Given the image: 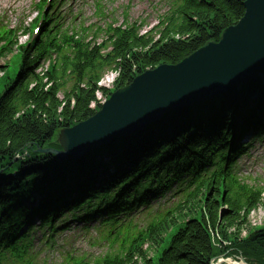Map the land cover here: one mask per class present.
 <instances>
[{
    "label": "trees",
    "instance_id": "trees-1",
    "mask_svg": "<svg viewBox=\"0 0 264 264\" xmlns=\"http://www.w3.org/2000/svg\"><path fill=\"white\" fill-rule=\"evenodd\" d=\"M243 2L169 0L168 10L146 33H141L144 23L108 26L103 40L108 42L106 45L91 46L71 38L66 41L68 53H63L61 46L50 44V38L46 42L36 41L33 47L17 46L18 75H12L0 64V221L9 222L14 215L22 214L19 206L25 193L36 191L42 194L41 198L56 194L65 175L89 166L99 168L96 157L105 153L111 160L121 158L130 163L136 160L132 156L150 158L152 154L156 163L173 155L170 162L179 166L189 156L197 161L207 152V149L198 151V142L215 138L212 129L219 135L230 127L231 110L236 109L244 94L258 90L255 108L260 109L264 70L262 78L244 84L239 95L233 86L226 95L206 103L209 105L206 114L197 111L201 105L184 108L141 133L92 151L80 161L68 159L65 164L54 165L52 156L36 152L60 149L56 142L58 132L89 119L99 110L101 101L97 97L107 99L110 94L99 85L105 72L115 73L112 87L118 89L160 64L180 63L205 43L217 42L225 29L236 26L244 14ZM47 47L60 58L40 75L37 70ZM14 49L11 45L0 57L7 58ZM217 118L223 119L215 123ZM191 120H196L199 126L191 129ZM245 125L241 121L240 126ZM149 135L159 139L150 140ZM144 146L152 148V152L139 153ZM47 163L53 165L47 167ZM15 169L19 171L16 179L11 175ZM32 176L35 179L25 184V178ZM114 178L115 175L110 176L109 180ZM236 180L228 172L208 178L174 213L140 231L126 248L106 254L93 264H209L211 259L226 254L241 255L250 264H264V224L257 230L248 222L256 208L264 212V195L261 189ZM147 247H151L152 256L148 255Z\"/></svg>",
    "mask_w": 264,
    "mask_h": 264
},
{
    "label": "water",
    "instance_id": "water-1",
    "mask_svg": "<svg viewBox=\"0 0 264 264\" xmlns=\"http://www.w3.org/2000/svg\"><path fill=\"white\" fill-rule=\"evenodd\" d=\"M244 15L176 65L161 64L116 90L86 121L63 129L56 153L81 158L91 149L158 121L164 114L210 100L264 68V0H245ZM50 153V151H48ZM55 154V152H54Z\"/></svg>",
    "mask_w": 264,
    "mask_h": 264
},
{
    "label": "rangeland",
    "instance_id": "rangeland-1",
    "mask_svg": "<svg viewBox=\"0 0 264 264\" xmlns=\"http://www.w3.org/2000/svg\"><path fill=\"white\" fill-rule=\"evenodd\" d=\"M93 1H97L98 3H100V6L103 7L106 12L112 14L117 22L121 21L125 11L127 12L128 17L131 18L130 20L138 19L145 21L148 27H145L143 29V32L147 31L149 27H153L156 24L157 16L159 14H162L166 9L164 3L161 0H82V3H80L81 0H79V2H76V5H80L79 8L81 10V14L85 16L87 22H89L92 17L91 15L93 12ZM36 2V0H21V3L18 4V6L6 20V23L9 24L8 27L13 26L15 29L22 24V26H20L18 28V31L16 32V37H18L20 43H24L27 40V34L25 33L28 26L36 16V9L34 8ZM19 18L21 19L19 20ZM6 60L7 58L0 60V64L3 65L2 63L6 62ZM19 61V56H15L11 59L9 64L13 69H15L19 64ZM113 78L114 75H112L110 72H106L103 80L99 83V85L106 89H109L112 87ZM97 98L99 99V101H101V103H103V97L99 95ZM262 141L263 142L261 144H257L255 146L251 156L244 157L240 161V163L245 162V166L249 170L253 171V179H264V137ZM105 160H107V158ZM246 167L243 169V172L240 171L241 177L246 175ZM169 197L170 196H165L164 200H167ZM248 222L251 227L263 224V210L260 207L256 208L250 215ZM256 229H261V227H257ZM70 232L71 231L66 232L57 237L58 240H61L64 235H67L64 237V242L59 241V244L54 248V252L45 253L44 255L42 254L40 256L41 262L45 261L44 259H47L50 260L53 264H59L61 262V259L63 258L60 255H65L62 252L68 251L70 249V246H75L77 252H92L90 254H95L93 256H98L101 252V255L104 254L105 250L102 251L101 248L92 249L91 247H87L85 242L88 238L83 240L81 237L70 234ZM145 247L146 246H144V248ZM147 251L149 252L148 255L152 256L153 251L151 250V247H149Z\"/></svg>",
    "mask_w": 264,
    "mask_h": 264
}]
</instances>
